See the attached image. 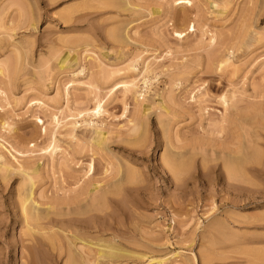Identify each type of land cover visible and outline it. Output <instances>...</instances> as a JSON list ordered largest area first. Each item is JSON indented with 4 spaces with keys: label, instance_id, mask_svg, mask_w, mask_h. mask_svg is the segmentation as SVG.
I'll return each instance as SVG.
<instances>
[{
    "label": "rangeland",
    "instance_id": "1",
    "mask_svg": "<svg viewBox=\"0 0 264 264\" xmlns=\"http://www.w3.org/2000/svg\"><path fill=\"white\" fill-rule=\"evenodd\" d=\"M173 1L0 0V264L93 262L107 243L122 253L99 264H264V113L244 111L264 107V0ZM33 169L36 202L94 189L91 213L58 206L29 231Z\"/></svg>",
    "mask_w": 264,
    "mask_h": 264
},
{
    "label": "bare ground",
    "instance_id": "2",
    "mask_svg": "<svg viewBox=\"0 0 264 264\" xmlns=\"http://www.w3.org/2000/svg\"><path fill=\"white\" fill-rule=\"evenodd\" d=\"M173 3H174V6H177V7H179V8H184V7H187V6H192V1L191 0H174L173 1ZM196 22V21H195ZM195 22L194 21H192L187 27H186V30H188V32H189V30H190V32H193V31H195ZM251 26H253V25H251ZM250 26V27H251ZM175 34H176V36L177 37H183L185 34H183V32H175ZM73 50V49H72ZM67 58L68 57H66L63 61H62V64H61V66H60V68H62L63 69V67H64V63H65V61L67 60ZM229 63V59L228 58H225V59H222L221 61H220V63H219V66H220V68H222L223 66L225 67V65H227ZM222 66V67H221ZM2 73H3V69L2 68H0V75H2ZM263 81H264V78H263ZM131 85V84H130ZM125 86V85H124ZM132 86H133V84H132ZM133 88H134V86H133ZM235 97V96H234ZM97 105L94 107V109H93V112H95V115H99V114H101V112H103V106L101 105V103L100 102H98V103H96ZM223 107H224V115L222 114V117H221V119L219 120V121H217V122H215L214 124H213V127L217 130V131H219V132H221L224 128H225V125H231V122L232 123H234L233 122V120H229V119H227L228 118V116L225 114L230 108H233L234 106H233V104L231 103L230 105L228 104V102H226V100L223 98ZM245 111V113H251V112H253V115L255 114V113H264V107H251V108H247V109H245L244 110ZM252 115V114H251ZM55 116V115H54ZM256 115H254L253 117H255ZM145 117V116H144ZM250 117V116H249ZM58 118V117H57ZM56 117H54V121H55V123H56V126H59V120L57 119ZM251 118V117H250ZM135 123L133 124V127H132V131H134V133H137L138 131H139V129H140V127L142 128V127H144L145 126V120L144 121H141V120H143V117L141 116V113H139V112H137L136 113V116H135ZM245 120V119H244ZM53 121V120H52ZM39 122L41 123V124H43V121L42 120H40L39 119ZM147 122V121H146ZM69 126H71V128L73 129L75 126H76V122H70L69 123ZM145 129V128H144ZM142 130V129H141ZM141 130H140V132H141ZM167 130V129H166ZM165 130V131H166ZM43 133L45 134L46 133V129L45 128H43ZM143 133V132H142ZM144 133H145V131H144ZM164 134L166 135V132H164ZM141 137V136H140ZM105 143H106V137H101L100 139H98V140H96L95 142L93 141L92 142V146H95V148L97 149V150H104V149H106V146H105ZM53 149V151H52V153H55V151H56V149L58 148L56 145H54L53 147H52ZM245 149V148H244ZM241 150H242V148H241ZM242 151H244V150H242ZM241 151V153H242V155H243V152ZM171 153V155H173V153L172 152H170ZM92 154H94V153H92ZM175 154V153H174ZM164 155V154H163ZM167 155H169L168 153H167ZM170 155V156H171ZM240 155V154H239ZM174 156V158H176V157H178L179 158V154L178 155H173ZM176 156V157H175ZM182 156V155H181ZM230 156V155H229ZM229 156H228V158H229ZM238 157V156H237ZM165 158H166V153H165ZM164 158V161H167L169 158H167V160ZM232 158V157H231ZM238 158H240V157H238ZM238 158H237V160H238ZM162 159H163V157H162ZM257 160V159H256ZM172 161H174V160H172ZM181 161V160H180ZM228 161H229V159L227 160V162L226 163H228ZM230 161L232 162L233 161V158H232V160L230 159ZM241 161V160H240ZM169 161H167V163H168ZM184 162V161H183ZM89 164V163H88ZM166 164V163H165ZM172 164V163H171ZM238 164H239V161H238ZM174 165H175V163H174ZM237 165V164H236ZM168 166H169V163H168ZM228 166H229V163H228ZM241 166H242V164H241ZM93 163L91 162L89 165H88V168H89V170H92L93 169ZM173 167V166H172ZM172 167H171V169H172ZM0 168L2 169V168H6V165L5 164H2V165H0ZM179 168V167H178ZM177 168V169H178ZM238 168H239V166H238ZM238 168H237V170H238ZM174 169H176V168H173L172 170L173 171H176L177 172V169L176 170H174ZM7 170V169H6ZM179 170V169H178ZM229 170H231V168H229ZM228 170V171H229ZM234 170V169H233ZM18 171V170H17ZM2 172H3V170H2ZM233 171H231L230 173H232ZM236 172V171H235ZM235 172H233V173H235ZM18 173H19V171H18ZM21 173L23 174V176H22V178H23V182L24 183H22L23 185H22V192H21V190H20V192H19V196H20V208H21V217H22V219H23V223H25L26 225H27V229L29 230V231H31L32 230V225H39L40 223H42L43 221H45V220H47V218H48V215L49 214H54L55 213V211L58 213L59 212V210H63V208H59L58 206H65V208H67V210H69L70 209V207H71V212L72 211H76L77 213H78V215H84V214H87V213H91V200L93 201V198H92V191L94 190H84V191H80V192H77V193H75L74 194V196L73 197H71V198H67V199H64V200H61V201H57V200H54V201H51V202H47V204H41V203H38V202H36V200H35V180H34V176H35V174L37 173V171H36V169H33L31 172H29L28 170H23V171H21ZM180 173V172H179ZM179 173H177V175L179 174ZM229 173V174H230ZM21 174V175H22ZM236 174V173H235ZM37 177V176H36ZM120 177H122V175L120 176ZM127 177V175L124 177V178H126ZM123 178V179H124ZM3 179V178H2ZM36 179V178H35ZM122 178H119L118 179V182H119V180H121ZM127 179H129L128 177H127ZM34 180V181H33ZM117 181V180H116ZM125 181H126V179H125ZM129 182V181H128ZM110 187V186H109ZM21 189V188H20ZM99 189V188H98ZM98 189H97V192H98ZM109 189V188H108ZM100 190V189H99ZM103 190H104V188H103ZM105 190H106V188H105ZM101 191V190H100ZM107 191V190H106ZM113 192V191H112ZM18 193V192H17ZM96 193V192H95ZM100 193V192H99ZM99 193H97V194H99ZM102 194V193H101ZM105 194H106V192L104 191L103 192V194L100 196L101 198H99L98 199V196L100 195H97L95 198H96V201H98V203H99V201H101L102 202V200L105 198ZM39 197L42 199L43 198V196L41 197V193H39ZM86 199H88V200H86ZM86 200V201H85ZM95 200V199H94ZM83 201H85L84 202V206L83 205H81V204H83L82 202ZM88 201V202H87ZM86 202L88 203L87 204V206H85V204H86ZM42 206H46L44 209H43V207ZM42 207V208H41ZM57 207L59 208L58 210H56L57 209ZM64 208V209H65ZM69 212V211H68ZM56 214V213H55ZM59 214V213H58ZM52 218V217H51ZM51 222V221H50ZM71 224V227H73V228H78V224L80 223V220L79 219H73L71 222H70ZM45 225V224H44ZM89 227V229H91V227L90 226H88ZM39 228V227H38ZM74 239H76L77 241H79V242H82L81 244V246H82V248H84L83 246H88V247H95V246H97V247H101L102 245H99V244H95V245H93L92 243H88V242H85V241H83L81 238H79V237H77V236H75L74 235ZM73 244V246H76L77 245V243H72ZM78 246V245H77ZM73 248V247H72ZM86 249V248H85ZM123 249V248H122ZM74 252V251H73ZM75 253V252H74ZM122 253V251L118 248V247H116V245H114V244H111V243H107L106 245H104V247L102 246L100 249H98V251H97V254L98 255H96L97 256V259L95 260V261H90V259L89 260H85V262H84V258H82V257H78V256H75V255H72L71 256V259H70V263L71 264H99V261L100 260H98L99 258H101V259H103V257L105 258V256H110L111 257V255H117V254H121ZM264 254V253H263ZM69 257V256H68ZM110 257H109V260H108V262L110 261ZM112 257H114V256H112ZM262 257V256H261ZM112 259V258H111ZM115 260V259H114ZM120 260V259H119ZM264 260V259H263ZM112 261V260H111ZM154 260H152V261H150V262H153ZM103 262V261H102ZM105 262V261H104ZM157 263H159V262H161V261H156Z\"/></svg>",
    "mask_w": 264,
    "mask_h": 264
}]
</instances>
